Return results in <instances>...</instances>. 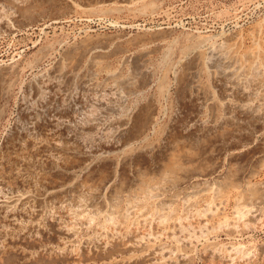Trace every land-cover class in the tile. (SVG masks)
I'll return each instance as SVG.
<instances>
[{"label": "rangeland", "instance_id": "1", "mask_svg": "<svg viewBox=\"0 0 264 264\" xmlns=\"http://www.w3.org/2000/svg\"><path fill=\"white\" fill-rule=\"evenodd\" d=\"M261 32L264 0H0V210L19 219L0 213V264H264V118L245 113L264 95L251 83L264 80ZM214 46L251 51L247 73L231 77L247 95L220 91ZM229 98L244 110L225 112ZM162 176L171 185L149 198Z\"/></svg>", "mask_w": 264, "mask_h": 264}, {"label": "bare ground", "instance_id": "2", "mask_svg": "<svg viewBox=\"0 0 264 264\" xmlns=\"http://www.w3.org/2000/svg\"><path fill=\"white\" fill-rule=\"evenodd\" d=\"M12 7V6H11ZM262 26V25H261ZM260 26V27H261ZM263 27V26H262ZM263 30V29H262ZM262 30H260V31H262ZM259 31V32H260ZM255 32V31H254ZM258 33V32H257ZM256 33V34H257ZM262 33V32H261ZM264 34V32L262 33V35ZM240 35V34H239ZM254 35V34H253ZM252 36V35H251ZM250 36V37H251ZM255 37V36H254ZM264 37V36H263ZM252 38V37H251ZM253 39V38H252ZM256 39V38H255ZM258 39L260 40V38L258 37ZM226 40V39H225ZM262 41V40H261ZM240 42V41H239ZM248 43V42H247ZM251 43V42H250ZM253 43H254V41H253ZM252 43V44H253ZM261 43V42H260ZM220 44H222L221 42H220ZM219 44V45H220ZM262 44V43H261ZM263 44H264V42H263ZM262 44V45H263ZM216 45V44H215ZM229 45V44H228ZM235 45V44H234ZM239 45H240V43H239ZM246 45V44H245ZM248 45L250 46V44L248 43ZM258 45H259V43H258ZM196 46V45H195ZM222 46V45H221ZM231 46V45H230ZM241 46V45H240ZM239 46V47H240ZM242 46H243V44H242ZM248 46V48H250ZM253 46H254V44H253ZM252 46V47H253ZM215 48H213V51H212V53H210V52H207V53H210L211 55H209V57L211 56V61H212V63H211V61H210V63H211V67H218V68H215V70H214V72L216 71V69H218V71H217V73L214 75L215 76V83H216V85L219 87V89H220V91L225 95V97L227 98L228 96H230L231 94H237V95H239V96H242V95H247V93H248V89H246V87L245 86H247V85H245L244 87H242V85H235L236 84V80H233L234 82H232L231 81V77H233L234 75H242L243 73H247V72H245V67H246V65H245V63H246V61L247 60H249V58H250V52L248 53H246V54H248V56H239L240 54H236L235 53V51L234 52H232V49H230L229 47H225L224 48V46H223V49L222 48H219V46L218 47H216V46H214ZM258 47V46H257ZM217 48H219V49H217ZM235 48H238V46L237 47H235ZM199 49V48H198ZM198 49H196V50H198ZM238 49H241V48H238ZM254 49V48H253ZM261 49V48H260ZM263 49V48H262ZM211 50V49H210ZM237 50V49H236ZM252 50V49H251ZM194 51V50H193ZM209 51V50H208ZM241 51V50H240ZM247 51H249V50H247ZM258 51V50H257ZM263 51V50H262ZM200 52V51H199ZM255 53H256V51H254ZM260 52V51H259ZM264 53V52H263ZM195 54V53H194ZM194 54H193V56H194ZM242 54V53H241ZM245 54V55H246ZM259 54V53H258ZM260 54H261V52H260ZM263 55V54H262ZM195 57V56H194ZM196 58V57H195ZM208 58V57H207ZM192 60H193V58H192ZM191 60V61H192ZM208 60V59H207ZM206 59H205V61H207ZM264 60V59H263ZM254 61V60H253ZM256 62V61H255ZM195 63V62H194ZM261 63V62H260ZM192 64V63H191ZM250 64V63H249ZM251 65V64H250ZM66 66V65H65ZM249 66V65H248ZM254 66H256L257 67V65H253V67ZM259 66V65H258ZM70 67V66H69ZM194 67H195V65H194ZM252 67V66H251ZM65 68V67H64ZM68 68V67H67ZM210 68V67H209ZM220 68V69H219ZM248 67H246V69H247ZM249 68H250V66H249ZM248 68V69H249ZM262 68H264V67H262ZM213 69V68H212ZM247 69V70H248ZM252 69L253 68H251V73H250V75L252 74V73H254V69H253V71H252ZM256 69V68H255ZM258 69V68H257ZM67 70V69H66ZM69 70H71V68H69ZM264 70V69H263ZM68 71V70H67ZM209 71V70H208ZM62 72V71H61ZM213 72V71H212ZM211 72V73H212ZM256 72V71H255ZM194 73V72H193ZM200 73V72H199ZM256 73H258V72H256ZM264 73V72H263ZM262 73V74H263ZM214 74V73H213ZM213 74H211V75H213ZM200 75V74H199ZM198 75V76H199ZM244 75V74H243ZM253 75V74H252ZM258 75V74H257ZM264 75V74H263ZM64 76H65V74H64ZM254 76V75H253ZM251 77V79H253L252 80V82H251V80H250V82L252 83V85H253V87H255L256 89H259V88H262L263 86H264V80H261V78L260 77H258L257 78V76H254V77ZM260 76V75H259ZM55 77V76H54ZM59 77V76H58ZM70 77V76H69ZM241 78H243V77H241ZM247 78H249L250 79V77H247ZM67 79V78H66ZM233 79V78H232ZM235 79H236V77H235ZM239 79V78H238ZM237 79V80H238ZM244 79V78H243ZM245 79H246V77H245ZM46 80V79H45ZM129 80V79H128ZM50 81H51V79H50ZM121 81V80H120ZM242 82H243V80H241ZM44 82V81H43ZM47 82V81H46ZM46 82H44L45 84H46ZM52 82V81H51ZM117 82V81H116ZM249 82V81H248ZM247 82V83H248ZM249 82V83H250ZM48 83V82H47ZM52 83H54V82H52ZM120 83V82H119ZM118 83V84H119ZM130 83V82H129ZM188 83V82H187ZM244 83H245V81H244ZM122 83H120L119 85H121ZM124 84V83H123ZM41 85H42V82H41ZM44 85V84H43ZM128 83H127V87H128ZM132 85V84H131ZM199 85V84H198ZM46 86H50V84H46ZM206 86V85H205ZM251 86V85H250ZM124 87V86H123ZM132 87V86H131ZM201 87V86H200ZM252 87V86H251ZM183 88V87H182ZM191 88H192V86H191ZM197 88V87H196ZM195 88V89H196ZM204 88V87H203ZM133 89V88H132ZM187 89V88H186ZM185 89V90H186ZM193 89V88H192ZM206 89V88H205ZM205 89H204V91H205ZM252 89V88H251ZM254 89V88H253ZM250 90V89H249ZM201 91V90H200ZM199 90H196V92H195V94H194V97L195 98H197V100H199V99H201V101L202 102H204V103H212L213 101H212V98H211V93H209L210 94V96L207 94V93H203L202 94V92H200ZM257 91V90H256ZM260 91V90H259ZM261 92V91H260ZM264 91H262V93H263ZM192 93V92H191ZM193 93H194V90H193ZM253 91H251V93H249V95L251 96H254L253 94ZM258 93L259 92H257V94L256 95H258ZM190 94V93H189ZM261 94V93H260ZM262 95V94H261ZM261 95H259V96H254L253 98L254 99H252L253 101L254 100H256V102H255V105H251V106H246L245 107V110H246V114L248 115V119L253 123V124H257L260 120H262L263 118H264V111L262 110L263 109V102H264V95H262L263 97L261 98ZM251 96V97H252ZM192 97V96H191ZM246 97V96H245ZM250 99V98H249ZM214 100V99H213ZM187 101V100H186ZM212 101V102H211ZM218 101V100H217ZM250 102H251V100H249ZM187 103V102H186ZM223 103V102H222ZM225 104H223L224 105V107H225V112H227L228 114H232L233 113V115H234V113H236V112H239V111H241L242 109H243V107L245 106V105H240V104H238V103H236V101L234 102L233 100H231L230 98L229 99H226V101L224 102ZM252 103V102H251ZM243 104H245V103H243ZM248 104V103H247ZM189 105V104H188ZM201 105V104H200ZM220 105H222V104H220ZM190 106V105H189ZM212 106V105H211ZM26 109V108H25ZM208 110H210V109H208ZM244 110V109H243ZM211 111V110H210ZM213 111V110H212ZM211 111V112H212ZM59 112V111H58ZM145 113V112H144ZM213 113V112H212ZM73 114V113H72ZM140 114V113H139ZM238 114V113H237ZM74 115V114H73ZM210 115V114H209ZM232 115V116H233ZM223 116H224V114H223ZM235 116H237V115H235ZM136 117V116H135ZM209 117V116H208ZM228 117V116H227ZM234 117V116H233ZM238 117V116H237ZM240 117V116H239ZM245 117H246V115H245ZM57 118V117H56ZM222 118V117H221ZM244 118V117H243ZM140 119V118H139ZM149 119V118H148ZM197 119V118H196ZM224 118H222V120H223ZM235 119H236V117H235ZM240 119V118H239ZM238 119V120H239ZM246 119V118H245ZM207 120V119H206ZM225 120V119H224ZM231 120V119H230ZM229 120V121H230ZM148 120H146V122H147ZM220 120L218 119V121L217 122H219ZM228 121V120H227ZM227 121H224V123H221L222 125L223 124H226L227 125ZM240 121V120H239ZM263 121H264V119H263ZM56 122H58V121H56ZM195 122H197V121H195ZM203 122V121H202ZM216 122V123H217ZM231 122H232V120H231ZM230 122V123H231ZM199 123V122H198ZM206 123V122H205ZM236 123V122H235ZM238 123V122H237ZM250 123V122H249ZM261 123H262V121H261ZM197 124V123H196ZM239 124V123H238ZM242 124V123H241ZM244 124V123H243ZM41 125V124H40ZM46 125V124H45ZM120 125V124H119ZM232 125V124H231ZM230 125V126H231ZM236 125V124H235ZM47 126V125H46ZM124 126V125H123ZM200 126V125H199ZM228 126V125H227ZM237 126V125H236ZM241 126V125H240ZM217 127V126H216ZM225 127V126H224ZM229 127V126H228ZM233 127H234V122H233ZM239 127V126H238ZM134 128V127H133ZM137 128H138V126H137ZM143 128V127H142ZM192 128V127H191ZM214 128H215V126H214ZM223 128V127H222ZM253 128V127H252ZM36 129V128H35ZM68 129V128H67ZM128 129V128H127ZM126 129V130H127ZM196 129V128H195ZM202 129V128H201ZM200 129V130H201ZM218 129H219V127H218ZM231 129H233L232 127H231ZM255 129H256V127H255ZM39 130V129H38ZM55 130H57V128L55 129ZM59 130V129H58ZM60 130H62V129H60ZM199 130V129H198ZM222 129L220 128V131H221ZM65 131V130H64ZM134 131V130H133ZM196 131V130H195ZM202 131V130H201ZM216 131V130H215ZM218 131V130H217ZM55 132V131H54ZM57 132V134H58V131H56ZM63 132V131H62ZM193 132V131H192ZM198 132V131H197ZM118 133V132H117ZM190 133V132H189ZM226 133V134H225ZM224 133V135H227V132H225ZM231 133V132H230ZM233 133V132H232ZM191 134V133H190ZM215 134V133H214ZM234 134V133H233ZM29 135V134H28ZM28 135H26V137L28 136ZM50 135V134H49ZM216 135V134H215ZM222 135V134H221ZM59 136V135H58ZM121 136V135H120ZM219 136H220V134H219ZM29 138H30V136H28ZM55 137H57V135H55ZM43 138V137H42ZM63 138V137H62ZM222 138V137H221ZM221 138H219V139H221ZM27 139V138H26ZM31 139H33V138H31ZM30 139V140H31ZM44 139H46V138H44ZM43 139V140H44ZM51 139V138H50ZM55 139H57V138H55ZM43 140H41L42 142H43ZM52 140V139H51ZM54 140V139H53ZM36 141H38V140H36ZM35 142V141H34ZM33 142V143H34ZM47 142V141H46ZM38 143V142H37ZM72 143V142H71ZM183 143V142H182ZM24 144H25V142H24ZM176 144H178V143H176ZM59 145V144H58ZM56 143H54L53 144V147H56V146H58ZM63 145V144H62ZM61 145V146H62ZM105 145V144H104ZM171 146V145H170ZM176 146L177 145H175V147H174V149L173 150H175V148H176ZM29 147H31V146H29ZM28 147V148H29ZM32 147H34V146H32ZM37 147V146H36ZM39 147V146H38ZM37 147V148H38ZM43 147V146H42ZM78 147V146H77ZM183 147V146H182ZM28 148H27V150H28ZM35 148V147H34ZM39 148H41V147H39ZM23 149V148H22ZM45 149V148H44ZM58 149V148H57ZM101 149H104V146L103 147H101ZM148 149V148H147ZM162 149H164V148H162ZM178 149V148H177ZM182 149V148H181ZM34 150V149H33ZM56 150V149H55ZM172 150V151H173ZM184 150V149H183ZM183 150H180L181 151V154H183L182 152H183ZM22 152H23V150H21ZM29 151V150H28ZM78 151H79V148H78ZM189 151V150H188ZM187 151V152H188ZM18 152V151H17ZM50 152V151H49ZM77 152V151H76ZM145 152V151H144ZM167 152V151H166ZM171 152V151H170ZM177 152V151H176ZM186 152V151H185ZM13 153V152H12ZM36 153V152H35ZM35 153H33V154H35ZM39 153V152H38ZM155 153V152H154ZM169 153V152H168ZM57 154H58V156H59V152H57ZM80 154V153H79ZM171 154V156L174 154V153H170ZM180 154V155H181ZM188 153H186V155H187ZM17 155V154H16ZM27 154H25V158L27 157L26 156ZM43 155H44V152H43ZM54 155L56 156V154L54 153ZM175 155V154H174ZM177 155H179V153L177 152L176 153V156ZM4 156V155H3ZM14 156H15V154H14ZM29 156V155H28ZM51 156V155H50ZM50 156H48V157H50ZM53 156V155H52ZM57 156V157H58ZM169 156V155H168ZM176 156H174V157H170V158H174V160H175V157ZM16 157H18V156H16ZM20 158H21V155L19 156ZM29 157H31V156H29ZM34 157V156H33ZM41 157H45V156H42L41 155ZM57 157L55 158V160H57ZM60 157V156H59ZM58 157V158H59ZM179 156H177L176 158H178ZM181 157L182 156H180V159H181ZM183 157H184V154H183ZM15 158V157H14ZM24 158V159H25ZM51 158V157H50ZM168 158V157H167ZM2 159V158H1ZM4 159V158H3ZM13 159V158H12ZM11 159V160H12ZM17 159V158H16ZM22 159V158H21ZM24 159H22L23 161H24ZM47 159V158H46ZM54 159V158H53ZM5 160V159H4ZM35 160V159H34ZM64 160V159H63ZM128 160V159H127ZM174 160H172V161H174ZM186 160V159H185ZM13 161H15V160H13ZM23 161H21V163L23 162ZM31 162H32V160H30ZM30 161H28V162H30ZM61 161V160H60ZM171 161V160H170ZM190 161V160H189ZM16 162V161H15ZM31 162H30V164H31ZM49 162V161H48ZM48 162H47V164H48ZM57 161H55V163H56ZM177 162V159L175 160V163ZM3 163H4V161H3ZM6 163V162H5ZM46 163V162H45ZM59 163V162H58ZM65 163V162H64ZM69 163V162H68ZM170 163H172V162H170ZM178 163H179V160H178ZM23 164V163H22ZM44 164V163H43ZM47 164H45V165H47ZM66 164V163H65ZM173 164V163H172ZM171 164V165H172ZM177 164V163H176ZM180 164V163H179ZM35 165V164H34ZM49 165V164H48ZM61 164H59V166H60ZM63 165V164H62ZM67 165V164H66ZM65 165V166H66ZM72 165V164H71ZM171 165H170V167H171ZM175 164H173L172 165V167L174 166ZM25 166H26V164H25ZM29 166V165H28ZM27 166V167H28ZM175 166H177V165H175ZM5 167V166H4ZM50 167H51V165H50ZM52 167H53V164H52ZM62 167H64V166H62ZM168 167H169V164H168ZM169 167V168H170ZM29 168V167H28ZM27 168V169H28ZM55 168V167H54ZM57 168V167H56ZM65 168V167H64ZM70 168V167H69ZM168 168V169H169ZM179 168H181V166L179 167ZM185 168V167H184ZM184 168H182V169H184ZM10 169V168H9ZM166 170V169H165ZM63 171V170H62ZM164 171V170H163ZM169 171V170H168ZM167 170H166V172H168ZM16 172V171H15ZM165 172V171H164ZM181 173H183V171L181 170L180 171ZM185 172V171H184ZM163 173V172H162ZM174 173V172H173ZM170 174V173H169ZM172 174V173H171ZM178 174V173H177ZM6 175V174H5ZM4 175V176H5ZM17 176H19V175H17ZM17 176H15L16 177V179H17ZM20 176H22V175H20ZM23 176H24V174H23ZM168 176V175H167ZM166 176V177H167ZM170 176H173V175H170ZM24 177H26V176H24ZM145 176H143V178H144ZM153 177V176H152ZM151 177V178H152ZM163 177V176H162ZM164 178L163 180H161L160 182H157L156 180H155V182H156V186L155 187H157V188H155V187H152V186H146L147 188H145L146 189V192L144 191V190H142L141 189V187H140V189H141V191H139L138 190V192H140V193H142V191H144L145 192V195H149L148 197L150 198V194L152 193V192H156L157 193V191L155 190V189H164V188H166V187H168V186H170L171 185V181L170 180H168L167 178L169 177H167V178ZM176 177V176H175ZM187 177V176H186ZM1 178V177H0ZM27 179H28V177H27ZM30 179H35V178H30ZM43 179V178H42ZM146 179H149V178H146ZM160 179H162V178H160ZM159 179V180H160ZM186 179V178H185ZM189 179V178H188ZM2 180V179H1ZM106 180V179H105ZM104 180V181H105ZM2 181H4V180H2ZM6 181V180H5ZM18 181V180H17ZM16 181V182H17ZM23 181V180H22ZM27 181V180H26ZM35 181H37V180H35ZM148 181H152L151 179H149ZM174 181V180H173ZM8 182V181H7ZM15 182V183H16ZM33 182V184H34V181H32ZM176 182V181H175ZM6 183V182H5ZM39 184H40V181L38 182ZM157 183H160L158 186H157ZM18 184V183H17ZM21 184V183H20ZM28 184H30V182L28 183ZM28 184L26 185V186H28ZM37 185L35 188H37V187H39L40 185ZM42 184V183H41ZM103 184V183H102ZM177 184V183H176ZM3 185H6V184H4V182L2 183V182H0V186H3ZM10 184H9V182H8V186H9ZM31 185V184H30ZM30 185H29V189L28 190H30V192H31V190L33 189H30ZM35 185H36V182H35ZM7 186V187H8ZM99 186V185H98ZM172 186H174V184L172 185ZM256 186V185H255ZM33 187V186H32ZM50 187V186H49ZM73 187V186H72ZM81 187H82V185H81ZM143 187V186H142ZM254 187V186H253ZM6 188V187H5ZM40 188V187H39ZM55 188V187H54ZM199 188V187H198ZM209 188V187H208ZM45 189V188H44ZM49 189V188H48ZM48 189H47V191H48ZM137 189V188H136ZM169 189H170V187H169ZM250 189V188H249ZM9 190V189H8ZM36 190V189H35ZM34 189H33V191H35ZM71 190V189H70ZM166 190H168V189H166ZM200 190V189H199ZM0 191H1V188H0ZM37 191V190H36ZM52 190L50 189V192H51ZM77 191H78V189H77ZM90 190H88V192H89ZM121 191V190H120ZM119 191V192H120ZM133 191V190H132ZM248 191V190H247ZM251 191V190H250ZM261 191V190H260ZM264 191V190H263ZM67 192V191H66ZM75 192V191H74ZM79 192V191H78ZM87 192V193H88ZM93 192H95V190L93 191ZM113 192V191H112ZM135 192V191H134ZM143 192V193H144ZM161 192V191H160ZM205 192V191H204ZM216 192H217V190H216ZM221 192V191H220ZM220 192H219V194H220ZM253 192V191H252ZM256 192V191H255ZM254 192V193H255ZM32 193V192H31ZM30 193V194H31ZM56 193V192H55ZM63 193V192H62ZM73 193V192H72ZM71 193V194H72ZM77 193V192H76ZM81 194H82V192H80ZM86 193V194H87ZM90 193V198H92V197H97V195L95 196V194H93L92 193V189H91V192H89ZM98 193H100V192H98ZM253 193V194H254ZM14 194V193H13ZM13 194H12V197H14V199H15V196H13ZM21 194V193H20ZM45 194V193H44ZM53 194H54V192H53ZM52 194V195H53ZM83 194H84V192H83ZM83 194H82V197H83ZM152 194H154V193H152ZM159 194V193H158ZM194 194V193H193ZM23 195V194H22ZM26 195H28V193L26 194ZM26 195H24V196H26ZM32 195V194H31ZM35 195V194H34ZM40 195V194H39ZM51 195V196H52ZM78 195V194H77ZM85 195V194H84ZM89 195V194H88ZM87 195V196H88ZM119 195V194H118ZM139 195H141V194H139ZM201 195V194H200ZM218 195V194H217ZM216 195V196H217ZM255 195H256V193H255ZM42 196V195H41ZM73 196V195H72ZM87 196H85V197H87ZM111 195H109V197H110ZM151 196H153V195H151ZM156 196V195H155ZM220 196V195H219ZM222 196V195H221ZM220 196V197H221ZM5 197V196H4ZM18 196H16V198H17ZM22 197V196H21ZM20 197V199H23V197L21 198ZM27 197V196H26ZM46 197V196H45ZM77 197H79V196H77ZM115 197V196H114ZM120 197V196H119ZM137 197V196H136ZM147 197V196H146ZM148 197H147V199H148ZM219 197V198H220ZM1 198V197H0ZM11 198V197H10ZM75 199H76V197H74ZM135 198V197H134ZM133 198V199H134ZM144 198V197H143ZM143 198H141V199H143ZM154 198V197H153ZM217 198H218V196H217ZM218 198V199H219ZM251 198H252V196H251ZM7 199V198H6ZM5 199V200H6ZM9 199V198H8ZM37 199V197H35L33 200H36ZM77 199H79V198H77ZM83 199H84V197H83ZM87 199H89V196H88V198ZM93 199V198H92ZM146 198H145V200H147ZM187 199H189L188 198V196H187ZM196 199V198H195ZM19 200V199H18ZM17 200V201H18ZM61 200V199H60ZM109 200V199H108ZM126 200V199H125ZM192 200V199H191ZM238 201H240L239 199H237ZM14 201V200H13ZM22 201V200H21ZM30 201V200H29ZM77 202L76 203H78V202H82V200H76ZM93 201V200H92ZM142 201V200H141ZM34 202V201H33ZM59 202V201H58ZM87 202V201H86ZM88 202H89V200H88ZM87 202V203H88ZM90 202H91V200H90ZM113 202V201H112ZM137 202H138V200H136V204H137ZM83 203H85V202H82V204ZM91 203H93V202H91ZM90 203V204H91ZM126 203V202H125ZM128 203V202H127ZM126 203V204H127ZM130 203V202H129ZM161 203V202H160ZM192 203V202H191ZM210 203V202H209ZM239 204H237L236 202H235V204H236V206H237V208H236V210L234 209V212L235 213H233L235 216V219H237V221L239 220V219H241L243 216H247V215H243V212H242V207H240V202H238ZM32 204H34V203H32ZM89 204V203H88ZM89 204V205H90ZM116 204V203H115ZM131 205L133 204H135V203H130ZM136 204H135V206H136ZM139 204V203H138ZM187 204V203H186ZM194 204V203H193ZM208 204V203H207ZM8 205V204H7ZM10 205V204H9ZM19 206V209H17V210H19L20 212H22V211H24L25 210V207H26V205H29V204H27V201H23V202H21L20 204H18ZM31 205V204H30ZM37 205V204H36ZM87 205V204H86ZM107 205V204H106ZM112 205V204H111ZM129 205V204H128ZM164 205V204H163ZM195 205V204H194ZM212 205V204H211ZM214 205V204H213ZM219 205V204H218ZM10 206H12V205H10ZM16 206H17V204H16ZM126 206V205H125ZM165 206V205H164ZM208 206H210V205H208ZM245 206V205H244ZM7 207V206H6ZM6 207L5 208H3V209H6ZM15 207V206H14ZM13 207V208H14ZM32 208H33V206H31ZM35 207V206H34ZM111 207V206H110ZM130 207V206H129ZM134 207V206H133ZM213 207V206H212ZM212 207L210 208L211 210H212ZM215 208L214 209H216V206H214ZM12 208V210L14 211V209ZM132 208V207H131ZM164 208V207H163ZM217 208H218V206H217ZM244 208V207H243ZM30 209V208H29ZM111 209V208H110ZM209 209V210H210ZM245 209H246V207H245ZM248 209V208H247ZM7 210H9V208L7 209ZM16 210V211H17ZM33 210V209H32ZM36 210V209H35ZM72 210V209H71ZM165 210V209H164ZM208 210V209H207ZM11 211V210H10ZM15 211V212H16ZM38 211V210H37ZM53 211V210H52ZM92 211H94V210H92ZM96 211V210H95ZM94 211V212H95ZM126 211H127V208H126ZM232 211V210H231ZM25 212V211H24ZM108 212H110V214L112 213L111 211H108ZM118 212V211H117ZM125 212V211H124ZM129 212V211H128ZM128 212H126V213H128ZM160 212V211H159ZM162 212H163V210H162ZM197 212V211H196ZM200 212H201V210H200ZM200 212H198V213H196L195 215H196V217H197V228H201V229H203V226L205 225V224H201V216L203 215V213H204V211H203V213L201 214ZM207 212V211H206ZM205 212V213H206ZM214 212H216V211H214ZM0 213L2 214V217H1V222H3V223H5V224H8V223H10V225H11V223H13V225L16 223L15 221H18V220H15L14 218V216H13V213H10V212H7V211H1L0 210ZM93 213V212H92ZM98 213V212H97ZM96 213V214H97ZM113 213H114V211H113ZM120 213V211L118 212V214ZM205 213H204V215H205ZM209 214H210V211L208 212ZM212 213V212H211ZM219 212H217V214H218ZM250 213V212H249ZM24 214V213H23ZM88 214V213H87ZM86 214V215H87ZM94 214V213H93ZM110 214H108V216H110ZM118 214H116V215H118ZM170 214V213H169ZM216 214V213H215ZM246 214V213H245ZM248 214V213H247ZM26 215V214H25ZM83 215V214H82ZM105 215V214H104ZM103 215V216H104ZM107 215V214H106ZM112 215V214H111ZM120 215V214H119ZM122 215V214H121ZM124 215L125 214H123V218H124ZM211 215H213V214H211ZM210 215V216H211ZM219 215V214H218ZM18 216V215H17ZM115 216V215H114ZM156 216V215H155ZM167 216V215H166ZM90 217V216H89ZM112 218H114L113 217V215L111 216ZM109 218L110 220L112 219V218ZM115 217H117V216H115ZM121 217V216H120ZM195 217V218H196ZM204 217V216H203ZM106 218V217H105ZM122 218V217H121ZM125 218H128V217H125ZM165 218H167V217H165ZM171 218V217H170ZM170 218H168V219H170ZM115 219V218H114ZM118 220H122V219H119V218H117ZM161 219V218H160ZM168 219H165V221L166 220H168ZM234 219V220H235ZM84 220L86 221H88L89 219H85L84 218ZM103 220V219H102ZM104 220H106V219H104ZM113 220V219H112ZM136 220V219H135ZM179 220H180V218H179ZM107 222H108V219L106 220ZM186 221V220H185ZM192 221V220H191ZM208 221V220H207ZM218 221V220H217ZM222 221H223V219H222ZM229 221V220H228ZM232 221H233V219H232ZM20 222V221H19ZM19 222H18V224L17 225H19ZM104 222V221H103ZM116 220H115V222L113 221L112 223H114V224H116ZM157 222H158V220H157ZM189 221H187V223H188ZM224 224L225 225H231L232 226V228L235 226V222L234 223H231L230 222V224L227 222V220H225L224 219ZM105 223V222H104ZM109 223V222H108ZM108 223H106V224H108ZM121 223V222H120ZM123 223V222H122ZM158 223H160V221L158 222ZM179 223V225L177 226V228H179V229H181V227H183L182 226V223L181 222H178ZM207 224H208V222H206ZM220 223V222H219ZM238 223V222H237ZM22 224V223H21ZM223 223H222V225H224ZM246 225H247V223H245ZM119 225V224H118ZM224 225V226H225ZM245 225V226H246ZM127 226V225H126ZM15 227V226H14ZM40 227V226H39ZM187 227V226H186ZM205 227V226H204ZM222 227V226H221ZM176 228V229H177ZM164 229V228H163ZM172 229V228H171ZM175 229V230H176ZM179 229H178V232H179ZM187 229V228H186ZM228 229V228H227ZM62 230V229H61ZM73 230V229H72ZM122 230V229H121ZM127 230V229H126ZM181 230H183V229H181ZM184 230H185V227H184ZM129 231V230H128ZM165 231V230H164ZM65 232H68V231H65ZM119 232V231H118ZM166 233H167V235L169 236H174L173 234L175 233L174 232V229H172L171 231H165ZM183 232V231H182ZM70 233V232H69ZM117 233V232H116ZM123 233V232H122ZM177 233V232H176ZM118 234V233H117ZM126 234V233H125ZM129 234V233H128ZM143 234V233H142ZM66 235V234H65ZM71 235V234H70ZM116 235V234H115ZM151 236V235H150ZM144 237V236H143ZM115 238V237H114ZM175 238H176V235H175ZM175 238H173V239H175ZM10 239V238H9ZM9 239H8V241H9ZM137 239V238H136ZM135 239V240H136ZM11 240V239H10ZM113 240V239H112ZM13 241V240H12ZM119 241H121L120 239H119ZM5 242H7V241H5ZM61 242V241H60ZM111 242V241H110ZM8 243H10V242H8ZM96 243H98V242H96ZM120 243V242H119ZM121 243H122V241H121ZM134 243H137V241H135ZM15 244V243H14ZM108 245V244H107ZM123 245V244H122ZM136 245V244H135ZM99 246V245H98ZM97 246V247H98ZM106 246V245H105ZM130 246V245H129ZM132 246H133V244H132ZM139 246V245H138ZM122 247V246H121ZM123 247H125V244H124V246ZM136 247V246H135ZM219 247V246H218ZM132 248V247H131ZM160 248V247H159ZM99 249V248H98ZM124 249H126V248H124ZM118 250V249H117ZM137 250V249H136ZM164 250V249H163ZM71 251V250H70ZM74 251V250H73ZM114 251V250H113ZM141 251V250H140ZM159 251V250H158ZM139 252V251H138ZM164 252V251H163ZM162 252V253H163ZM154 253V252H153ZM159 253V252H158ZM157 252L155 253V255L156 254H158ZM162 253H160V254H162ZM226 253V252H225ZM224 253V254H225ZM159 254V255H160ZM110 255V254H109ZM164 255H162V256H160V257H163ZM152 257H154V256H152ZM152 257H149V259L150 258H152ZM160 257H159V259H160ZM164 258V257H163ZM146 259V258H145ZM154 259V258H153ZM155 259H156V257H155ZM154 259V260H155ZM158 259V258H157ZM158 259V260H159ZM151 260V259H150ZM165 260V259H164ZM147 261H149L148 259L147 260H145V261H143V262H147ZM160 261V260H159ZM76 262V261H75Z\"/></svg>", "mask_w": 264, "mask_h": 264}]
</instances>
